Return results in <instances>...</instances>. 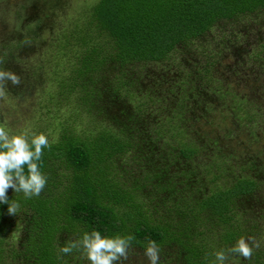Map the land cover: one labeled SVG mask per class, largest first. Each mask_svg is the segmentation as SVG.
Segmentation results:
<instances>
[{
  "label": "trees",
  "instance_id": "1",
  "mask_svg": "<svg viewBox=\"0 0 264 264\" xmlns=\"http://www.w3.org/2000/svg\"><path fill=\"white\" fill-rule=\"evenodd\" d=\"M262 13L264 0L82 4L55 45L56 90L47 100L59 108L66 104L69 115L54 127L58 137L38 162L47 177L40 196L26 199L8 189L9 201L20 204L16 215L0 203V264H90L82 251L64 255L59 249L92 230L109 237L131 234V250L141 252L154 240L160 264H215V252L262 234L263 224L240 218L257 181L240 176L223 188L203 189L205 172L198 185L191 165L200 148L172 145L177 134L163 123L148 126L146 102L134 103L151 86L146 79L153 71L165 83L173 69L180 110L174 117L181 115L201 92L214 90L219 53L241 50L248 27ZM23 27L14 43L1 44L0 70L17 59L16 49L41 39L34 22ZM242 48L250 59L264 57V37L257 48ZM260 245L249 260L234 256L241 264H264Z\"/></svg>",
  "mask_w": 264,
  "mask_h": 264
},
{
  "label": "rangeland",
  "instance_id": "2",
  "mask_svg": "<svg viewBox=\"0 0 264 264\" xmlns=\"http://www.w3.org/2000/svg\"><path fill=\"white\" fill-rule=\"evenodd\" d=\"M89 1L92 0H0V46L18 39L25 33L23 26L31 22L36 25L34 31L41 38L30 46L16 49L14 56L17 59L3 65L5 69L2 70H10L21 79L19 86L7 82V95L0 98V123L10 134L26 133L30 139L32 133H44L49 141L58 137L54 127L60 122L65 123L69 107L62 104L59 108L47 102L49 93L56 90L52 72L53 57L58 53L55 45L62 29L69 26L68 19L77 17L79 7ZM56 3L58 5L51 8ZM260 16L249 23V32L242 38V46L247 52L257 48V43L264 37V14ZM241 50L232 48L219 53L214 90L201 92L176 118L174 114L180 113L177 87L175 92L173 88L176 70L172 69L173 79L167 76L169 82L165 83L159 82L160 75L153 71L146 79L151 85L145 86L149 94L143 91L134 97V103L146 102L148 126L163 123L166 130L177 134L171 139L172 145H178V141L200 148L191 165L193 172L198 174L196 183L199 185L204 180L203 189L223 188L240 176L255 179L257 187L251 204L247 206L246 215L241 214L240 218L248 216L264 226V57L253 60ZM148 97H151L150 101ZM76 128L82 131L85 126L81 123ZM202 171L205 172L203 180ZM251 237L264 244V231ZM231 257L236 259L234 255ZM235 261L229 260L228 264H241L239 260ZM125 264L148 262L143 252L131 250Z\"/></svg>",
  "mask_w": 264,
  "mask_h": 264
},
{
  "label": "clouds",
  "instance_id": "3",
  "mask_svg": "<svg viewBox=\"0 0 264 264\" xmlns=\"http://www.w3.org/2000/svg\"><path fill=\"white\" fill-rule=\"evenodd\" d=\"M7 82L19 86L21 79L10 70H0V98L7 95ZM50 147L48 137L44 133H32L29 141L26 133L10 134L4 125H0V203L8 205L9 215H16L20 204L14 199L9 201L8 189L23 193L26 199L40 196L43 192L47 177L42 173L38 162L43 156V149ZM134 239L131 234L109 237L102 235L98 230H92L84 232L78 239L69 241L59 252L68 255L74 250L82 251L90 264H125L129 261ZM260 246L255 237H240L234 246L215 252V264H228L231 255L249 260L254 249H259ZM160 251L156 241L147 242L143 255L148 264H160Z\"/></svg>",
  "mask_w": 264,
  "mask_h": 264
}]
</instances>
